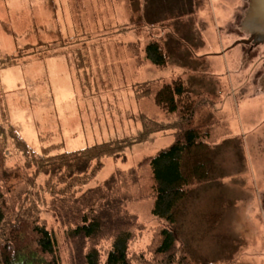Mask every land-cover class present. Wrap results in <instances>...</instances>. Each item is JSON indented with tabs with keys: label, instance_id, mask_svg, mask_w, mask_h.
Here are the masks:
<instances>
[{
	"label": "rangeland",
	"instance_id": "374dc122",
	"mask_svg": "<svg viewBox=\"0 0 264 264\" xmlns=\"http://www.w3.org/2000/svg\"><path fill=\"white\" fill-rule=\"evenodd\" d=\"M252 2L0 0V125L12 126L38 154L53 146H61L53 154L84 150L136 137L144 112L165 121L153 99L137 100L135 86L182 80L194 99L210 101L206 122L218 139L211 177L182 205L177 230L152 216L153 182L143 165L173 144V132L104 160L84 190L112 178L104 192L130 200L124 209L136 219L134 251H146L167 227L193 258L264 264V43L249 42L257 32L247 27ZM152 41L169 55L164 68L147 58ZM23 163L11 148L9 166ZM75 207L59 201L44 209L63 264L82 261V246L67 236Z\"/></svg>",
	"mask_w": 264,
	"mask_h": 264
},
{
	"label": "trees",
	"instance_id": "16d2710c",
	"mask_svg": "<svg viewBox=\"0 0 264 264\" xmlns=\"http://www.w3.org/2000/svg\"><path fill=\"white\" fill-rule=\"evenodd\" d=\"M30 49L34 47H25ZM146 52L158 68L168 65L169 55L160 42L152 41ZM134 90L138 101L153 99L166 118L160 121L156 115L142 113V129L136 137L59 154L53 151L61 146H53L38 154L12 126L0 125V264H63L58 240L43 218L44 209L48 205L53 209L59 201L76 205L69 215L67 236L82 246L81 264H209L179 247L171 229L177 230L184 215L182 205L194 187L211 177L212 150L218 139L212 121L206 122L211 103L194 99L191 87L182 80L147 82ZM168 132L174 133L173 144L146 158L143 165L149 167L153 182L152 216L171 229L159 228L148 249L137 252L131 248L136 219L124 209L130 200L114 197L110 189L104 192L112 178L94 190L84 189L103 170L104 160L120 159L132 146ZM11 148L24 157L19 168L9 166ZM109 240L108 249L98 248Z\"/></svg>",
	"mask_w": 264,
	"mask_h": 264
},
{
	"label": "water",
	"instance_id": "95a60500",
	"mask_svg": "<svg viewBox=\"0 0 264 264\" xmlns=\"http://www.w3.org/2000/svg\"><path fill=\"white\" fill-rule=\"evenodd\" d=\"M247 27L249 30L258 29L259 34L264 33V0H253L247 20Z\"/></svg>",
	"mask_w": 264,
	"mask_h": 264
},
{
	"label": "flooded vegetation",
	"instance_id": "af4514ba",
	"mask_svg": "<svg viewBox=\"0 0 264 264\" xmlns=\"http://www.w3.org/2000/svg\"><path fill=\"white\" fill-rule=\"evenodd\" d=\"M251 31V30H249ZM260 41L262 43H264V33L259 34V30L257 29V32H255V35L252 36V40H251V45L254 44L255 42ZM264 85V82H263Z\"/></svg>",
	"mask_w": 264,
	"mask_h": 264
}]
</instances>
